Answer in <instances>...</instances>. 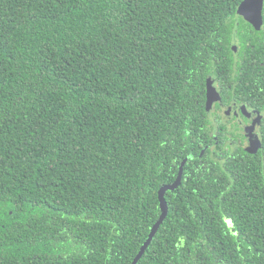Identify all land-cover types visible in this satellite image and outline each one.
I'll list each match as a JSON object with an SVG mask.
<instances>
[{
	"label": "trees",
	"instance_id": "trees-1",
	"mask_svg": "<svg viewBox=\"0 0 264 264\" xmlns=\"http://www.w3.org/2000/svg\"><path fill=\"white\" fill-rule=\"evenodd\" d=\"M242 1L0 0V264H132L186 158L137 264H264V117L206 104L264 111Z\"/></svg>",
	"mask_w": 264,
	"mask_h": 264
},
{
	"label": "water",
	"instance_id": "water-1",
	"mask_svg": "<svg viewBox=\"0 0 264 264\" xmlns=\"http://www.w3.org/2000/svg\"><path fill=\"white\" fill-rule=\"evenodd\" d=\"M263 1L264 0H243L241 2V4L239 5L237 11H236L237 16L241 17L246 23L250 24L255 29H260L262 27ZM206 98H207V101H206L207 102L206 103L207 104V110H208V112H210L212 110L214 103L220 101L219 100L220 96L218 95V93H216L214 91L213 87L208 85ZM263 116H264V112H262L258 116V119L256 120L255 125H252L251 127H245L244 128L245 136L247 138H249V141H251L248 148H247V150L249 152H254L258 147V143L257 142L255 143V140H252V138H253V133H254L255 129L258 128L259 121ZM204 152H205V150H202L199 157H201L204 154ZM187 160H188V158H186L182 162V164L180 165L176 180L172 184L165 185L159 190L158 200H159V207L161 210V215H160L158 221L152 227L147 239L145 240V242L141 246V248H140L137 256L135 257V259L133 260L132 264H137L139 262V260L144 255L145 251L147 250L149 244L151 243L153 237L157 233L159 227L161 226V224L165 220V218L167 216V211H168L167 210V204L165 202V194L167 192L174 191L181 184L183 167H184V164L187 162Z\"/></svg>",
	"mask_w": 264,
	"mask_h": 264
},
{
	"label": "flooded vegetation",
	"instance_id": "flooded-vegetation-1",
	"mask_svg": "<svg viewBox=\"0 0 264 264\" xmlns=\"http://www.w3.org/2000/svg\"><path fill=\"white\" fill-rule=\"evenodd\" d=\"M214 88H216L217 89V87H216V84L214 83ZM219 95V94H218ZM220 101H218V102H216V103H214V105H213V107H212V110H216V108H217V106H218V108L220 109V111H221V113L223 114V116H225L226 118H228V119H231V118H235V120H236V122L238 123V125L242 128V129H244L245 128V123H248V124H250V125H255V123H256V120L258 119V116L262 113V112H260V113H254V112H250L249 114L251 115L250 116V118H249V116H247V114H245L246 115V121L247 122H245L243 119H242V117L240 116V105H238L236 102H234V101H232L230 104H227L226 105V107L225 106H223V104H222V102H221V97H220V99H219ZM264 112V111H263ZM264 117V116H263ZM262 117V118H263ZM261 118V119H262ZM258 129V128H257ZM257 129H255V131L254 132H256L257 131Z\"/></svg>",
	"mask_w": 264,
	"mask_h": 264
},
{
	"label": "rangeland",
	"instance_id": "rangeland-1",
	"mask_svg": "<svg viewBox=\"0 0 264 264\" xmlns=\"http://www.w3.org/2000/svg\"><path fill=\"white\" fill-rule=\"evenodd\" d=\"M251 141L247 140L246 146L248 147ZM254 143V142H253ZM256 143V140H255Z\"/></svg>",
	"mask_w": 264,
	"mask_h": 264
}]
</instances>
